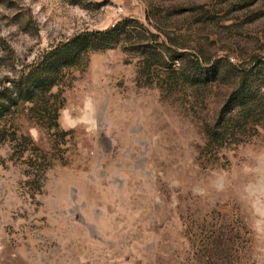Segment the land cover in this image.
<instances>
[{"label":"rangeland","instance_id":"1","mask_svg":"<svg viewBox=\"0 0 264 264\" xmlns=\"http://www.w3.org/2000/svg\"><path fill=\"white\" fill-rule=\"evenodd\" d=\"M125 19L158 38L70 70L59 132L12 106L0 264H264V126L229 114L244 72L264 96V0H0V104L40 53ZM208 125L243 143L205 149Z\"/></svg>","mask_w":264,"mask_h":264},{"label":"trees","instance_id":"2","mask_svg":"<svg viewBox=\"0 0 264 264\" xmlns=\"http://www.w3.org/2000/svg\"><path fill=\"white\" fill-rule=\"evenodd\" d=\"M149 21V14L147 16ZM139 27L148 33L153 39L158 35L151 32L144 24L134 20L125 19L113 28L103 31H84L49 47L37 56V58L26 67L21 80L14 87V92L3 99L0 104V148L7 139V123L9 115L12 114V106L18 104L30 105L29 112L36 124L48 132H59V113L64 107V98L60 94H54L53 90L61 86L66 80L70 70L84 68L88 65L93 54L114 49L132 40L134 35L139 34ZM150 41V40H149ZM140 42H143L140 39ZM142 49L150 47L142 45ZM160 56V53L158 54ZM221 73L217 72L212 81L219 80ZM221 78V77H220ZM244 92L238 94L234 105L229 108V114L233 121L242 120L245 129V138L253 136L257 128L264 126L263 95L255 91L250 75L243 73ZM15 95V97H13ZM247 132H249L247 134ZM208 139L205 149L218 154V147L236 146L243 141L235 140L218 144V138L222 132L221 127L207 126ZM28 138L24 134H12V142ZM39 152L40 149H35ZM26 151H28L26 149ZM24 151L22 158L26 154Z\"/></svg>","mask_w":264,"mask_h":264}]
</instances>
